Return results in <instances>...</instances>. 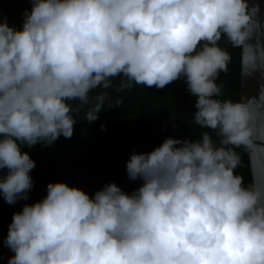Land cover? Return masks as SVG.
Segmentation results:
<instances>
[{
    "label": "clouds",
    "instance_id": "clouds-1",
    "mask_svg": "<svg viewBox=\"0 0 264 264\" xmlns=\"http://www.w3.org/2000/svg\"><path fill=\"white\" fill-rule=\"evenodd\" d=\"M252 0H31L22 30L0 15V196L27 200L35 162L21 145L73 135L68 101L89 103L91 90L133 84L163 89L184 78L196 97L199 140L166 139L131 155V194L109 183L90 196L63 182L12 215L3 246L8 264H264V171L244 186L235 151L264 127V92L221 99L220 73L243 51L264 63L255 42ZM199 46V49H198ZM107 93L95 97L98 118ZM120 101H117L119 103ZM264 165V154L258 156Z\"/></svg>",
    "mask_w": 264,
    "mask_h": 264
},
{
    "label": "trees",
    "instance_id": "trees-1",
    "mask_svg": "<svg viewBox=\"0 0 264 264\" xmlns=\"http://www.w3.org/2000/svg\"><path fill=\"white\" fill-rule=\"evenodd\" d=\"M26 9L30 11L31 0H0V15L17 30H22ZM218 43L232 56L228 72L220 73L217 79L222 86L220 98L241 100L242 49L233 48L223 36ZM122 82L126 83L127 78L121 75L112 78V87L98 86L91 90L88 104L68 101L75 120L70 138L61 135L51 144L41 141L33 146L21 145V151L28 152L35 162L30 172L33 187L27 200H18L14 205L0 196V264H8L14 255L2 243L13 213L21 211L25 204L42 201L49 183L63 182L77 187L90 198L109 183L131 194L142 185L140 179L130 180L127 175L126 164L131 155L151 152L168 138L199 140L204 131H209L213 142L218 143L215 132L194 123L196 97L188 92L184 78L163 89L133 84L120 91ZM104 92L107 96L98 118L88 121L86 115L96 103L95 97ZM235 151L240 163L234 172L243 176L247 187L253 181L248 148L241 146Z\"/></svg>",
    "mask_w": 264,
    "mask_h": 264
},
{
    "label": "water",
    "instance_id": "water-1",
    "mask_svg": "<svg viewBox=\"0 0 264 264\" xmlns=\"http://www.w3.org/2000/svg\"><path fill=\"white\" fill-rule=\"evenodd\" d=\"M252 4L258 9L255 16L258 25L255 33V39L264 44V0H252ZM243 58V51H242ZM241 99L256 97L264 92V63H260L257 68L249 69L243 64L242 59V75H241ZM250 167L253 181L257 180L260 173L264 171V165L258 162V156L264 154V127H260L256 132V138L253 140L252 146L248 147Z\"/></svg>",
    "mask_w": 264,
    "mask_h": 264
}]
</instances>
